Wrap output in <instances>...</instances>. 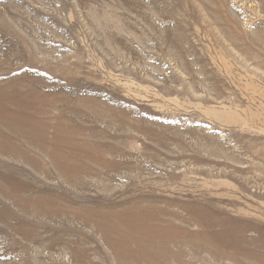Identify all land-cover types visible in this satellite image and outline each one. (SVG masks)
<instances>
[{
    "label": "rangeland",
    "instance_id": "374dc122",
    "mask_svg": "<svg viewBox=\"0 0 264 264\" xmlns=\"http://www.w3.org/2000/svg\"><path fill=\"white\" fill-rule=\"evenodd\" d=\"M0 264H264V0H0Z\"/></svg>",
    "mask_w": 264,
    "mask_h": 264
}]
</instances>
